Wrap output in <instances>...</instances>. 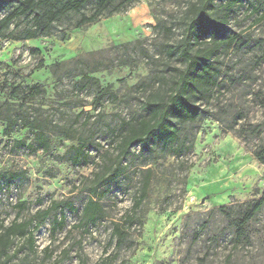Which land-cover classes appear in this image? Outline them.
Here are the masks:
<instances>
[{
    "label": "rangeland",
    "instance_id": "1",
    "mask_svg": "<svg viewBox=\"0 0 264 264\" xmlns=\"http://www.w3.org/2000/svg\"><path fill=\"white\" fill-rule=\"evenodd\" d=\"M198 1L115 0L97 21L77 27L96 10L92 2L60 19L48 37L0 38V112L15 115L24 101L25 116L37 115L51 141L44 152L29 130L8 139L0 119V232L2 224L28 221L52 202L72 201L79 209L55 235L51 216L35 233L34 250L16 239L0 264H264V204L237 234L243 213L264 199V164L256 158L264 157V11L251 7L264 9V0H212L211 20L221 31L200 45L227 36L237 44L220 46L219 85L202 103L209 113L178 125L181 152L134 148L125 174L101 200L104 218L89 231L79 226L91 181L115 159L116 131L143 115L150 97L167 92L185 68L179 54ZM31 26L20 18L9 31L16 36ZM172 48L179 49L173 57ZM19 141L26 146L18 148ZM82 145L90 161L72 166L65 155ZM148 173L136 222L117 246L114 225L133 212Z\"/></svg>",
    "mask_w": 264,
    "mask_h": 264
},
{
    "label": "trees",
    "instance_id": "2",
    "mask_svg": "<svg viewBox=\"0 0 264 264\" xmlns=\"http://www.w3.org/2000/svg\"><path fill=\"white\" fill-rule=\"evenodd\" d=\"M115 0H0V13L5 11L6 15L0 18V38L12 39L14 41L35 40L48 37L51 31L60 19L70 13H80L88 4L95 2L96 10L91 16L82 15L77 23V27L97 21L103 12L108 10ZM128 2L132 0H127ZM245 0H232V4L243 3ZM123 5H118L110 14L121 10ZM252 9L259 13L264 11L263 6L258 7L251 4ZM213 8L212 0H199L195 5V17L191 20L187 29V37L180 51V58L185 68L171 79L170 86L165 93L158 92L146 102L143 115L132 117L123 122L122 126L113 137L116 156L111 164L105 166L102 173H97L91 181L89 187L90 198L82 209L80 214V227L87 231L95 227L98 222L104 218L105 209L101 200L110 187L116 183L126 172L123 165L124 161L133 156V149L139 147L140 150L148 153H157V150L172 149L177 150L183 147L181 144L179 124H193L198 122L209 111L202 108L203 102L212 99L216 88H218L221 77V69L218 66L217 55L220 46L230 48L234 43L237 44V37L227 36L222 43L214 41L212 45H203V39L211 35L217 37L221 31L220 23L211 20V10ZM264 16V14H263ZM23 18L29 20L32 24L23 34L14 35V31H9L13 22ZM216 24V27H215ZM240 38V37H239ZM192 39H194L193 42ZM200 45L198 49L195 47ZM179 49L172 48L169 56L173 57ZM39 55L36 50L31 51ZM169 84V83H168ZM29 90V92H34ZM19 89H14V96ZM24 103V101H23ZM15 115L2 116L0 119L4 122L5 128L3 135L10 139L13 134L19 131L29 130L34 136L36 148L49 152L51 141L45 134L46 125L41 119L35 117H26L23 111L24 105ZM234 130V129H231ZM71 132V131H69ZM72 138L73 134L65 135ZM18 148L26 146L25 141L16 142ZM176 146V147H175ZM175 153H179L175 151ZM257 160L264 164V157L256 155ZM65 157L70 160L72 166L86 165L90 161L88 148L85 145L74 149L72 154L69 151ZM149 173L145 177L140 196L135 200L133 212L123 218V224L114 225L112 238L117 246H122L128 238L126 229L131 228L137 218V210L143 204L146 193L149 189ZM4 180L0 184V190L3 189ZM264 199L253 204L241 216L237 224V234L242 236L244 228L254 218L255 214L261 210ZM25 203L19 205L23 210ZM132 212V213H131ZM79 215V209L72 201L52 202L45 211H40L28 221L19 222L14 220L10 225H1L0 232V254L4 257L9 255L11 247L16 239L22 240L34 250L35 233L39 228L53 216L52 234L64 230L67 224V214ZM131 213V214H130Z\"/></svg>",
    "mask_w": 264,
    "mask_h": 264
}]
</instances>
